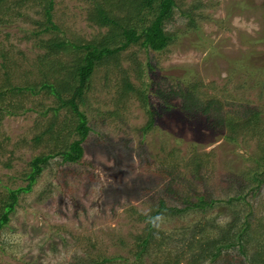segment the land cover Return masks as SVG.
<instances>
[{"label": "rangeland", "instance_id": "1", "mask_svg": "<svg viewBox=\"0 0 264 264\" xmlns=\"http://www.w3.org/2000/svg\"><path fill=\"white\" fill-rule=\"evenodd\" d=\"M53 1L57 28L43 32H38L36 23L42 20L37 0L0 2V197L7 188L25 185L24 174L34 156L55 151L74 138L62 128L68 127L69 112L60 109L55 121H51L53 110L42 113L55 106L54 95L37 89L9 91L12 84L39 82L37 59L44 49L38 40L55 36L81 46L106 31L88 20L89 0ZM176 3L182 9L192 8L194 24L176 11L169 24L177 32L172 44L156 51L134 43L115 59L97 62L86 90L84 108L93 130L83 143V155L75 163L51 157L31 190L18 195L8 222L0 228V264L130 257L134 237L147 225L142 216L154 211L156 196L170 179L162 166L176 170L171 186L181 193L226 198L235 179L244 178L236 175L264 154V0ZM73 57V51L57 56L66 64ZM120 68L129 69L130 81L146 93L148 106L135 91L117 100ZM138 68L143 71L141 79L131 72ZM142 82L151 84L146 87ZM183 86L194 90L197 102L212 108H193L198 109L194 112L187 107ZM169 89L174 93L164 102L161 96ZM147 108L155 117L144 132ZM254 110L258 117L248 118ZM212 120L216 123L210 125ZM230 120L239 129L231 128ZM50 122L54 131L60 130L59 137L44 135L41 142L34 141ZM244 124H249L245 131ZM193 166H199L197 181L191 180ZM247 199L254 208L251 225L264 235V187ZM167 204L173 202L167 199ZM243 207L239 202L217 203L206 211L192 209L179 216L160 213L158 225L172 230L203 220L221 226L236 212L242 215ZM176 246L169 243L170 249ZM255 250L250 247L248 257ZM257 255L255 264H264ZM153 256L143 258V264H150ZM234 257V261L219 257L210 264H238ZM131 260L129 264H134Z\"/></svg>", "mask_w": 264, "mask_h": 264}, {"label": "trees", "instance_id": "2", "mask_svg": "<svg viewBox=\"0 0 264 264\" xmlns=\"http://www.w3.org/2000/svg\"><path fill=\"white\" fill-rule=\"evenodd\" d=\"M2 1L4 0H0V2ZM22 1L19 0V2ZM37 2L41 5L42 15V20L36 22L40 27L38 32L56 29L57 25L52 20L54 1L37 0ZM88 3L90 5L87 9L88 20L98 27H105V33L100 38H94L92 42L81 46L55 36L38 40V46L44 49V53L37 59L39 64L37 68L42 75L39 82L33 85H10L9 91L32 90L34 92V89H37L38 93L44 90V92L54 95L55 106L47 107L42 113L53 110L51 121H55L60 109H64L66 113L69 112L70 117L66 119L68 121L70 118L66 122L68 127L62 128H68V133L73 134L74 138L59 149L40 153L30 160V170L24 174L25 185L7 188L3 196L0 197V228L8 222L18 195L21 192L31 190L32 185L51 157L58 155L66 163H75L81 159L84 152L83 143L93 130L84 107L87 101L86 90L89 88L91 74L97 62L104 61L109 57L115 59L121 51L134 43H139L146 49L156 51L166 48L177 38V32L174 28L169 27L176 11L180 16L187 18L189 23L194 21L191 16L192 8L189 10L182 9L176 0H89ZM193 24L194 22L191 25ZM81 48L85 50L84 53L79 51ZM72 51L74 57L68 64L57 58L58 54L62 52L70 53ZM133 71L137 72L136 77L141 79L142 69H134L131 72L134 73ZM120 75L121 90L117 95V100L121 101L129 93L135 91L136 95L144 102V106H148L146 93L142 88L134 87L130 81L129 69L120 68ZM50 77L54 79L53 83L48 80ZM143 84L149 87L151 83L144 82ZM184 87L180 90L181 92L185 91L184 94L187 95V107L198 108L199 110L212 108L211 104L197 102L193 96L194 90ZM171 93L174 91L169 89L167 94L161 96L157 91L164 102ZM210 101L212 103L213 100ZM198 109H193V111L197 112ZM251 112L252 114H250ZM147 114V124L142 127L144 132L153 125L155 117V113L150 108H147ZM252 116L253 118L258 117L257 111H250L248 118H252ZM215 123L216 120H212L210 125ZM229 123L231 128L239 129V125L234 124L232 120L227 122V124ZM52 126L53 122H50L34 136V141L41 142L44 135L49 136L50 139L59 137L60 130L54 131ZM248 128L249 124H244L242 129L245 131ZM254 159L253 166H250L246 172L241 170L236 175H244V178L241 181L235 179L233 191L226 198H215L207 192V195L206 193L200 195L181 193L179 189L171 186L176 178V175L173 174L176 170H169L162 166L163 173L169 175L170 179L160 188L161 193L156 196L154 211L142 216L146 219L147 225L142 233L134 237L132 248L128 249L130 257L121 254L103 255L101 258H91L85 262L79 260L73 264H129L131 258L134 264H143V258L149 257L152 253H155V256L150 257V264H203L205 260H208L207 264H210L219 257L232 261L233 255L236 256L234 259L238 264H255L258 259L257 253H259L261 262L264 263V235L263 232H259V227L253 228L251 225L254 208L253 203L247 199L248 195L256 197L260 193V188L264 187V154ZM198 167L193 166L191 168L192 181L200 179ZM167 199L173 202L172 206L167 204ZM236 202L244 204V213L241 215L239 211L236 212L237 214L232 217V220L221 226L211 222L206 223L203 220L172 230H165L158 225L161 219L160 213L179 216L192 209L206 211V208H212L217 203L233 204ZM140 217L141 215H139ZM171 242L176 245L179 244V247L170 249L169 243ZM250 247L256 248L252 257L247 255ZM229 250L233 251V254Z\"/></svg>", "mask_w": 264, "mask_h": 264}]
</instances>
